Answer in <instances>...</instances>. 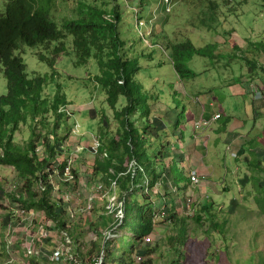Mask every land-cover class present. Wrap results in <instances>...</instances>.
Segmentation results:
<instances>
[{
	"label": "rangeland",
	"instance_id": "374dc122",
	"mask_svg": "<svg viewBox=\"0 0 264 264\" xmlns=\"http://www.w3.org/2000/svg\"><path fill=\"white\" fill-rule=\"evenodd\" d=\"M54 1L59 4L55 18L59 27L63 25L65 19L75 17L77 2L86 3L99 9L103 8L108 12H112L114 8L124 9L125 1L130 5L134 3L133 0H116V4L119 5L116 6L113 0ZM161 3L162 0H150V9L155 12L157 19L161 16L162 20L158 23L159 28L154 31L152 36L145 33L148 39L146 43H142L140 33L137 30V21L131 13L124 18L120 26L122 39L126 41L127 52L130 56H139L141 67L145 70L150 69L152 72V81H147L148 76L144 72L138 73V79L144 82L154 94H157L156 91L158 93L165 92L163 88L165 84H171L172 87H176L177 90L185 94L182 100L188 107V115H194L196 118L195 121L198 124L195 122L194 125H197L198 131L202 132V136L208 137L209 135L213 142L217 141L216 149L219 157L212 159L214 169L217 171H213L204 184L210 182L214 188H217L219 195L215 193L208 196L209 190H206L204 184L196 192L197 194L200 191L202 194L199 200L195 198L196 195L192 192L193 196L188 199L195 200V213L197 211V215H201L200 208L202 205L209 204L208 197H211L210 200L218 202L217 206L211 209L212 219L201 216L202 223L195 224L192 223L194 219L188 216L187 211L182 210L187 217L180 216L181 219L184 217L182 219V227L186 230L184 235L178 238L180 231L174 222L169 227L165 225L156 227L151 235L141 240L140 244L138 241L136 242L138 246L140 245L141 252L145 251V253L137 255L138 246L134 244L133 264H264V187L258 183V175L261 179L264 175L260 174L259 171L256 172L258 174L255 171H241L242 175L238 177L236 175L237 169L245 168L246 164L242 158L237 160L230 156L226 146L227 140L241 135L255 137L253 140L255 146L259 143L264 145V107L255 100L253 87L255 83L253 85L250 81H245L250 76H255V70L252 68L255 62L264 65V0H173V12L170 15L166 13V9ZM0 10H4L1 1ZM162 24H164L163 28ZM232 33H238L240 37L237 41L228 42ZM152 41L155 45L159 44L160 48L157 47L155 51L150 49L152 48ZM187 41L196 49H208V52L212 53L204 57L185 55L184 64L188 68V73H185V78L183 77L181 80L175 73L169 59L170 51L168 48ZM240 41H244L243 46ZM67 45L69 46L68 52L73 53L72 39L67 40ZM238 46L240 49H236ZM39 53L50 54L41 48L27 47H22L19 53L24 64L28 67L27 72L30 78L48 77L45 92L47 98L53 96V90L54 93L56 92L54 83L63 86L68 101L72 107L77 108L80 112L76 116L77 125L72 131V135L67 129V125L65 126V122L61 123L57 132L58 137L65 139L64 154L58 158L60 159L59 163L66 162L67 168H70L71 171L75 170L73 173L75 180L67 181L66 177L59 176L62 174L60 171L48 181L53 185L50 196L51 203L59 206L62 203L61 197H63L64 202L72 201L68 205L63 202V205L59 207L65 211V218H63L65 226L62 229H56L52 219H46L45 226L52 229L50 235L47 234L51 241L48 243V247L41 243L37 244L32 251L37 259L45 258L47 264H54L49 261V258L51 250L56 246L63 242L72 243L75 239L78 240L76 243L79 245L88 242L90 246H93L98 240L93 243L92 231H98L99 228L98 233H100L112 223L111 217L105 215L104 201L112 202L111 196L115 197L116 200L120 198L117 197V190L114 195L111 194L114 191L115 183L111 186L107 178L101 179V174L95 171V161L99 156L93 154L92 151L95 148L96 153L101 156L100 159L103 158L99 151L100 130L104 134L107 133V136L112 139L120 140V137L117 136L118 125L114 123V112L106 103L107 97L96 86V77L99 74L96 63L91 62L87 67H76L74 66V58L64 57L53 72L46 63L39 60ZM152 54L154 55L153 60H150L149 56ZM51 75L53 76L50 77ZM154 83L155 88L153 87ZM6 94L7 81L2 75L0 67V97ZM165 100L168 103L171 102L170 98ZM223 102L235 105L231 109L234 119L230 122L228 117L220 111V104ZM210 103H212L211 106ZM256 103L258 113L263 114L257 120L258 125L255 124L254 120ZM89 104L96 107L98 114L91 119L88 116H86L87 118L84 116L83 120L79 119L81 109L89 110ZM86 110L83 109V112ZM152 112L153 116L166 117L170 121L172 119V115H168V108L164 103L155 104ZM206 112L207 117L212 118V120H201V115L206 114ZM104 116H108L111 121L110 130L103 128L104 120L102 117ZM194 117L192 116V118ZM55 118L53 114H49L46 118L39 116L35 121L29 119L27 126H22L15 136L16 146L20 149H26L28 144L32 142V131L34 130L38 136H41V140H44V137H50V131L56 129ZM45 120L50 125L47 128H43L44 124L42 123ZM232 122L233 124L230 125ZM235 122L236 125L233 127ZM182 124L183 127L186 124L185 115ZM254 125L258 126L260 131L258 135L255 133ZM106 141L105 143L103 141L104 145L107 144ZM247 148L249 149L250 146ZM260 149L264 150V147ZM39 150L43 149L40 148ZM1 152L0 148V154ZM41 157L43 156L41 155ZM183 160L186 161L184 158ZM129 162L127 160V167ZM219 165L225 166L224 170L227 171L220 170ZM83 171L87 172L82 175L81 172ZM179 176H181V171L176 172V177ZM238 179L243 184L240 182L238 185ZM3 180L8 182L4 186L6 194L15 195L17 198L22 195L24 183L22 184V181L19 180L17 172L13 168L0 165V182ZM182 181L184 185L188 184L185 177ZM62 183H67V186ZM199 184L201 183L199 182ZM99 186L105 190L106 194H100V197L97 198V192H101ZM60 187L63 192H60ZM207 188L211 189L210 186ZM177 189L173 185L174 193ZM34 191L37 196H42L39 194L41 190H38L37 186ZM118 192L120 195L119 190ZM174 193L171 192V195L166 198L169 204L176 198ZM140 194L141 192L137 191L133 195L134 198L140 196L138 199L139 206L144 205ZM145 195L147 196V194ZM26 196L29 197L28 191ZM183 196L184 192H182L181 198ZM12 201L11 198L0 201V226L4 223L3 215L7 214L8 210L16 208L18 211L17 202ZM174 201L177 203V198ZM98 205L100 206L98 207ZM132 206L134 207L133 203ZM157 207L160 206L157 205ZM4 209L6 211H3ZM44 216V213L27 212L23 218L29 220L27 225L32 227L31 231L36 229L35 227H40L37 225H43V223L37 224L34 218H43ZM181 219L179 220L180 223ZM160 221L162 222L161 218ZM38 228L34 230L35 235L33 231L30 232L26 228L20 227L10 234L8 241L16 243L17 239L20 241L23 238L24 246L21 249L23 251L25 248L31 250L35 236L41 237L42 229L39 228L41 231L37 232ZM121 234L120 240L105 247L106 264H120L122 255L130 246L133 240L130 230L124 228ZM42 237H45L43 233ZM69 237H73L74 240H69ZM170 238L176 240L169 245ZM100 244L99 241L95 245L101 247ZM2 246L0 234V264H11L15 259L8 260L5 257L2 259ZM97 251L98 249H94L93 254ZM9 254L11 255V253ZM88 257L83 256V258Z\"/></svg>",
	"mask_w": 264,
	"mask_h": 264
},
{
	"label": "trees",
	"instance_id": "16d2710c",
	"mask_svg": "<svg viewBox=\"0 0 264 264\" xmlns=\"http://www.w3.org/2000/svg\"><path fill=\"white\" fill-rule=\"evenodd\" d=\"M0 1L4 7L3 11L0 10V67L7 81V94L0 97V148L2 150L0 165L13 168L19 180L22 184L24 183L22 195L17 198L15 195L5 193L4 186L8 183L6 180L0 182V201L11 198L12 202H17L16 205L19 206L18 211L14 208L3 215L4 223L0 226L5 259L9 258L7 253L9 249H12L17 263L19 261L31 263L30 260L34 259L27 256L21 249L22 240L17 241L12 248H6L8 231L24 224L19 211L44 213L43 218H36L37 224L43 223L44 225L46 219L49 218L52 219L56 229H62L65 226L63 221L65 211L62 208L59 209L63 205V197H61L62 203L59 206L51 203L53 185L48 181L54 177L56 171L64 172L67 168L66 162L59 163L58 158L64 154L65 139L58 137L57 132L61 123L65 122V126L67 125L72 135L77 125L76 116L79 112L77 108L72 107L63 91L65 88L59 84L54 83L56 92L54 93L53 90V96L46 97L48 77L30 78L27 72L28 67L19 55L22 47L41 48L50 53L49 55L44 53L38 55L39 60L46 63L53 72L64 57L74 58L76 67H87L91 62H95L98 66L96 86L105 93L106 103L114 112V123L118 125L117 136L120 140L112 139L100 130L99 151L103 158L100 159L101 156L98 153L99 158L95 161V171L101 174V179L107 178L111 186L115 183L111 194L114 195L117 190V197L120 198L117 199L118 203L124 210L121 225L118 227L113 225L109 228L114 223V219L113 216H107L111 217L112 223L105 229L113 230L117 227V230L122 231L128 228L133 235V242L131 241L127 251L122 255L120 264H133L134 244L138 246L136 242L151 235L156 227L159 228L158 226L169 227L174 222L180 231L178 238L184 235L186 230L182 227V219L187 217L185 215L182 219L180 217L183 215L180 212L181 195L184 192V198L190 197L192 193L191 176L194 172L189 163L184 162L181 146L184 144L183 136L187 129L194 134L198 131L197 125H194L197 121L194 115H192L194 118L188 115V107L182 100L185 94L176 87L165 84L163 87L165 92L156 91L157 94H154L144 82L138 79V73L144 72L148 76L147 81H152V72L150 69L145 70L141 67L139 56L131 57L127 52V45L120 32V26L123 23L121 10L114 8L112 12H108L103 8L99 9L77 2L75 17L65 19L63 25L59 27L55 21L59 4L54 0ZM239 37L234 33L228 42L237 41ZM69 38L72 39L73 53L68 52L67 40ZM240 42L243 46L244 41ZM157 47V44L154 45L153 51ZM168 50L175 73L181 80L185 78V73H188V68L184 64L185 55L204 57L212 53L208 52V49H196L188 41L171 48L169 46ZM153 54L149 56L150 60H153ZM259 65L262 64L255 62L252 68L255 74L263 73L264 77V65L261 67ZM153 87L155 88V83ZM256 87L264 95V79ZM166 98H170L171 102H166ZM158 103H164L167 106L168 115H172L171 121L166 117L153 116L152 109ZM89 105L88 111L81 110L82 117L80 116L79 119L83 120L84 116L91 115L93 112L95 115L98 114L96 107L93 104ZM60 110L66 112L59 114ZM49 114L56 117V129L50 131V137H44V140H41V136H38L34 130L32 131V142L28 144V147L26 149L17 147L15 136L21 127L27 126L29 119L35 121L37 117L46 118ZM184 115L186 124L183 127ZM102 119L104 120L103 128L110 130L111 121L108 116ZM42 124H44L43 128L50 126L46 120ZM103 141L107 144L104 145ZM40 148L43 150H39ZM127 160L130 161L128 167L126 166ZM177 171H181V176L176 177ZM74 172L75 170L72 173ZM183 177L186 178L187 185L183 184ZM62 184L67 186V183ZM173 185L178 188L175 193ZM36 186L38 190H41L39 194L42 196L35 194ZM24 191L26 194L28 191L29 197ZM137 191L141 192L144 205L139 206L138 204L140 196L133 197ZM60 192H63L61 187ZM171 192L175 194L177 203L174 201L176 198L170 204L167 202L166 198L171 195ZM157 205L160 207L158 208ZM196 213L191 217L194 219L192 223H202L201 216L212 219L211 211L207 206L200 208L201 215ZM155 216H163L164 219L162 222H156L154 221ZM46 231L50 235L52 229L47 228ZM93 233L100 239L101 233L98 231H93ZM175 240L170 238L169 245ZM50 241L49 238L45 239L43 245L48 246ZM95 244L89 248L90 257L83 259L78 255L74 246V254L78 255L83 264H90L92 255L100 252V247ZM94 249L98 251L93 254ZM143 253L145 251L141 252L139 245L136 254Z\"/></svg>",
	"mask_w": 264,
	"mask_h": 264
},
{
	"label": "crops",
	"instance_id": "0c3cea01",
	"mask_svg": "<svg viewBox=\"0 0 264 264\" xmlns=\"http://www.w3.org/2000/svg\"><path fill=\"white\" fill-rule=\"evenodd\" d=\"M263 79H264V77L262 74H259V75L255 74V76L252 75L249 78H247L245 81H250L251 84L255 83V85H257V84L260 85V83H262ZM257 102H260L259 103L260 106L263 105V107H264V101H257ZM211 104L212 103H210V106H211ZM234 106L235 105H232L231 103H228V102H223L220 104V111L222 113H224L226 115V117H228L227 119H229L228 120L229 122L232 119H234L233 112L231 111V109H233ZM256 107H257V103L255 104V109H254L255 124H257L258 118H260L263 115V114L258 113ZM83 109L86 110L85 108H82L81 110L83 111ZM93 113H95V112H93ZM93 113H91V115L88 114L87 116L90 117V119H91L95 115ZM81 117H82V114H81ZM201 120H212V118L207 117V112H206V114L201 115ZM232 124H233V122L230 123V125H232ZM235 125H236V122L234 123L233 127H235ZM254 129H255V133L258 135L260 133V131L258 130V126L254 125ZM89 132H91V131L89 130ZM254 139H255V137H247L245 135H241L240 137H235L234 139L227 140V142H226L227 151L230 154V156L233 157V155H237L238 156L237 160L242 158L243 162L246 164L245 168L241 167V168L237 169L236 175H238V177L239 176L241 177V175H242V173H240L241 171H255V173L257 171H259L260 174L262 173L264 175V150L260 149V148H263L264 145L262 146L259 143L258 145L255 146V143L253 141ZM183 140H184V144L181 146V150H182L181 153L183 154L182 157L186 160L185 162L189 163V165L191 166V170L194 173H198L199 177L202 180V183L199 184V186L198 185H192V192L196 195L195 198L199 200L202 197V194L200 193V191H199V193L196 194L197 189L199 187H201L205 182H207V177H210L212 175L213 171H217L214 169V164L212 161V159L219 157L217 155V149H216L217 141L213 142V139L209 135H208V137H206L205 135L202 136V132L197 131L194 134V133L190 132L188 129L184 132ZM249 146H250V148L248 149L247 147H249ZM248 151H251V152L249 153ZM218 167L220 170L227 171V170H224L225 166H223V165H219ZM84 172H87V171H83V172H81V174L83 175ZM256 174H258V173H256ZM252 175H253V173H252ZM258 177H259L258 178L259 185L264 187V177L262 179L259 175H258ZM240 182H241V184H243L242 181H240L238 179V185ZM247 184H249V183L247 182ZM193 186H198V187L194 188ZM204 186H205L206 190H209L208 196L210 194H215V193H217V195H219V191L217 190V188L216 187L214 188L213 185L210 184V182L207 184H204ZM209 186L211 189L207 188ZM246 188H247V185H246ZM215 190H217V192H215ZM193 193L190 194V197L193 196ZM219 198H220V196H219ZM208 199L210 201L209 204L206 203V205H202V204L201 205H202V207L207 206L209 211H211L212 208H215L217 206L218 202L210 200L211 197H208ZM99 206L100 205H98V207ZM226 206H228V205H226ZM97 230L100 231L99 228ZM76 241H78V240L75 239L74 244H75V248L77 249L78 255H80V257L83 258V256L84 255L86 256V254H87V256L90 257V255H89L90 244L88 242H86V243H81L79 245L76 243ZM23 246H24V244L22 243L21 247H23ZM85 248L88 250H86ZM2 253H3V246H2ZM2 256H3L2 259H4V254ZM33 258H34L33 260H30L31 263L19 261L17 264H47L46 263L47 259H45V258H41V257H40V259H37L36 257H33Z\"/></svg>",
	"mask_w": 264,
	"mask_h": 264
},
{
	"label": "built area",
	"instance_id": "2783aa9c",
	"mask_svg": "<svg viewBox=\"0 0 264 264\" xmlns=\"http://www.w3.org/2000/svg\"><path fill=\"white\" fill-rule=\"evenodd\" d=\"M61 112H66V111L65 110H61ZM99 146H100V144H99ZM99 150H100V148H99ZM92 152H93V154H96V155L98 154V153H96L95 148H94V150ZM59 172L60 171H56L55 175L58 174ZM72 172L73 171H71L70 168H67L66 171L61 172L62 174H60L59 176L66 177L67 181H73V180H75V177L73 176ZM191 181H192L193 185H199V182L201 183V178L199 177V175L197 173H193L192 176H191ZM99 190L101 192H97V198L100 197V194H106L105 190H103L102 187H100ZM111 197L113 199L112 202L104 201L105 212H106L105 215L106 216H113V219H114V223L109 228H112L113 225H117V227L119 225H121V223L123 221V211H124L122 209V205L118 203V200H116V198L113 197V196H111ZM114 201H116V203H114ZM63 202H64V200H63ZM65 202L64 203L66 205H68V204H71L72 201H65ZM186 207H188V209H186ZM181 210H183L184 212L187 211L188 216H191L193 214V202H192V200L188 199L185 202L181 203ZM19 212H20L19 215H21L22 217L27 214V212H25V211H19ZM160 218L162 219V217L155 216L154 221L159 222ZM35 220H36V217L34 218V221ZM28 221H29L28 219L22 218V222L24 224L22 226L19 225V226H17L14 229L9 230L8 233H7L8 234V239L10 238V234L12 232H14L16 229H19L20 227L21 228H26L28 231H30V229L32 227H29L27 225ZM31 223H33V222H31ZM117 227L114 228L113 230H108L109 229L108 228V229H105L104 231H102L101 234H100L101 235L100 239L97 238L94 233H92L91 236H93V239H92L93 242H96L97 240H100V242H101V250H100L99 253H97L93 257H91L92 260H91L90 264H106L105 263V260H106V252H105L106 249H105V247L108 244L114 243L115 241L119 240L122 237L121 231L117 230ZM35 228L37 229L38 227H35ZM39 228H41L43 232ZM39 228H38L37 232L41 231L40 232L41 233V235H40L41 237L35 236L36 232L34 230H36V229L30 231V232H32V231L34 232L35 240L33 242V248L31 250H27L25 248L24 252L26 253L27 256L34 257V254L32 253V251L34 250V247L37 244H41V243L43 244V241L49 237V236H47L48 232L46 231V229L48 227L45 226V223H44V225H40ZM42 233L45 235V237H42ZM8 239H6V244H7L6 248L7 247H11L12 248L16 243H10L8 241ZM68 239L73 241V239L70 238V237ZM20 240H23V238H21ZM17 241H18V239L16 240V242ZM72 243L71 242H68V243H64L63 242L61 245L56 246L53 250H51V255H50L49 261L53 262L54 264H58V263H61V264H83V262L80 261L76 257V255L74 254V241ZM7 253L9 255V258L7 257L8 260L15 259V261L12 262L11 264H14V263L17 264V260L14 257V253H13L12 249H9ZM9 253H11V255Z\"/></svg>",
	"mask_w": 264,
	"mask_h": 264
},
{
	"label": "clouds",
	"instance_id": "9594fccd",
	"mask_svg": "<svg viewBox=\"0 0 264 264\" xmlns=\"http://www.w3.org/2000/svg\"><path fill=\"white\" fill-rule=\"evenodd\" d=\"M133 1H134V3H132L131 5L129 3H127V1H125L124 2V4H125V8L124 9H122L120 7L121 10H122L121 11L122 12V15H123L122 19L124 21V18L125 17H128L129 14L131 13L134 16V18L136 19V21H137V30L140 33V37H141L140 39H141V41H142V43H146L148 41V39L146 38L145 33H147L148 35L152 36L153 33H154V31L157 28H159L158 23L162 20V18H161V16H159V18L157 19V16H156L155 12H153L150 9V7H151L150 0H133ZM113 2L115 3L116 6H119L118 4H116V0H114ZM161 5L163 7H165L167 14H169V15L172 14V12H173V0H162ZM163 27H164V24H162V28ZM233 34L234 33H232V35ZM235 34H237L239 36L238 33H235ZM232 35H230V38H231ZM125 43H126V41H125ZM151 44H152L151 45L152 48H150V47L149 48L150 49H153L155 44L153 43V41L151 42ZM157 45L160 48V45L159 44H157ZM261 74H263V73H261ZM252 84L254 85V83H252ZM253 87L255 89V99L257 101H264V95L259 90V88L256 87V85H254ZM233 157H234V159H237L238 158L237 155H233ZM191 183H192V181H191ZM191 197H188V198H191ZM188 198H184V197L181 198V202L183 203V201L188 200ZM194 201H192L193 202V214L190 217H192L194 215V213H195ZM180 205H181V203H180ZM181 212H182V210H181ZM182 214H183V212H182ZM160 217H162V221H163L164 217L163 216H160ZM159 222H161V221H159ZM92 233H93V231H92ZM99 241L100 240H98V242ZM138 242L141 243V240H139ZM74 246H75V244H74ZM90 248H91V246H90ZM100 249H101V247H100ZM76 257L78 258V255Z\"/></svg>",
	"mask_w": 264,
	"mask_h": 264
}]
</instances>
